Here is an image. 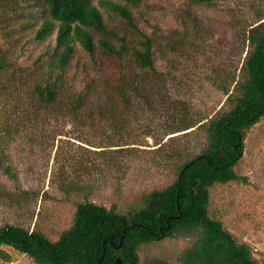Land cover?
<instances>
[{"label": "rangeland", "instance_id": "374dc122", "mask_svg": "<svg viewBox=\"0 0 264 264\" xmlns=\"http://www.w3.org/2000/svg\"><path fill=\"white\" fill-rule=\"evenodd\" d=\"M10 1L0 0V55L4 64L0 69V129L19 114L14 113L17 104L23 106V114L32 108L29 86L44 71L40 67L28 73L26 87L13 89L8 82L13 68L7 64L14 60L16 66L33 67L35 59L55 39V31L40 41L32 37L35 25L29 26L26 17H17L5 9ZM262 1L218 0L217 5H209L191 0H152L150 10L133 7L134 14L146 10L158 24V60L177 64L175 71L182 77L178 81L170 76L141 74V92L126 86L131 95L130 107L123 103L114 86L119 75L126 81L134 79L136 68L128 64L120 73L98 51L96 58L102 63L96 66L78 46L57 102L40 120L39 127L45 133L35 128L16 134L11 141L0 138L5 164L17 176L10 177L0 167V224L37 228L56 239L71 223L76 203L86 198L108 207L115 205L119 212L126 211L135 206L143 193L169 183L174 173L160 154L176 148L181 157L188 159L201 152L205 142L199 132L168 133L183 124L185 112L211 116L222 107L226 97L206 76L214 65L240 64L243 18L248 16L247 23L264 34V18L250 15L255 3ZM101 11L108 23L114 25L108 12L104 8ZM189 14L198 18V33ZM12 38L16 42L8 50ZM171 38L176 43L173 50L167 48ZM84 83L91 87L89 96L74 111L77 90ZM118 121L120 134L114 139L112 133L117 130L112 125ZM155 141L163 144V151L157 149ZM109 142L132 147L114 154L116 164L112 165L107 161L108 155L98 153L100 148L95 147L107 146ZM236 171L246 175L249 183L212 186L210 210L239 239L250 243L260 264H264V117L249 130ZM188 239L179 235L156 246H142L141 264L149 256L175 261ZM10 264L34 262L21 255Z\"/></svg>", "mask_w": 264, "mask_h": 264}, {"label": "trees", "instance_id": "16d2710c", "mask_svg": "<svg viewBox=\"0 0 264 264\" xmlns=\"http://www.w3.org/2000/svg\"><path fill=\"white\" fill-rule=\"evenodd\" d=\"M151 1L8 2L5 9L17 17H26L29 26L35 25L32 37L40 41L55 31V39L53 45L35 59L33 67L16 66L14 60L7 64L13 68L8 80L13 89L26 87L28 73L40 67L44 71L29 86L32 108L23 114V106L18 107L17 104L14 113L19 114L1 127L0 138L11 141L16 134L35 128L45 133L39 127L40 120L57 102L78 46L96 66L102 63L96 58L98 51L106 63L112 67L116 65L120 73L128 64L136 68L134 79L126 81L123 75H119L120 80L114 86L120 91L123 103L129 107L131 95L126 86L141 92V74L170 76L179 81L182 75L175 71L177 64L158 60V24L146 10H139L138 15L132 10L137 6L150 10ZM191 1L209 5L218 3V0ZM101 8L115 21L114 25L108 23ZM250 15L264 18V0L255 3ZM37 16H40L38 21ZM188 18L198 33V18L192 14ZM247 18H243L244 25L240 30L243 39L240 64L228 66L223 62L221 66L214 65L206 76L226 97L222 107L211 116L203 113L187 115L185 112L181 115L185 118L181 122L183 124L168 133H202L205 143L201 152L184 159L178 149L171 148L165 152L161 147L163 144L155 141L157 149L163 151L160 155L166 166L174 173L169 183L143 193L135 206L126 211L119 212L115 205L108 207L86 198L76 203L71 223L56 239L37 228L0 224V264H10L21 255L29 256L34 264H112L116 259H120L122 264H141L139 250L142 246H156L179 235L189 237V241L176 254L175 261L165 256H149L144 264H260L253 246L239 239L210 210L212 186L230 182L249 183L246 175L236 171V166L243 156L249 130L264 117V34H259L253 24L247 23ZM15 42L16 38H12L7 45L8 50ZM173 42L171 38L168 49H174L176 43ZM3 65L0 55V69ZM89 88L84 83L77 90L74 111L83 106L89 96ZM118 124L119 121L112 125L117 130L112 133L114 139L120 134L117 133ZM134 143L140 145L136 141ZM108 144L95 147L100 148L98 153L108 155L107 161L112 165L116 164L114 154L132 147L118 142ZM4 154L0 150V167L16 179L11 166L5 164Z\"/></svg>", "mask_w": 264, "mask_h": 264}, {"label": "water", "instance_id": "95a60500", "mask_svg": "<svg viewBox=\"0 0 264 264\" xmlns=\"http://www.w3.org/2000/svg\"><path fill=\"white\" fill-rule=\"evenodd\" d=\"M124 231H125V228L122 229V234H121V237H120V243H119V245H121ZM119 245H118V246H119ZM118 246H116V247H118ZM112 264H122V261H121L120 259H116Z\"/></svg>", "mask_w": 264, "mask_h": 264}]
</instances>
